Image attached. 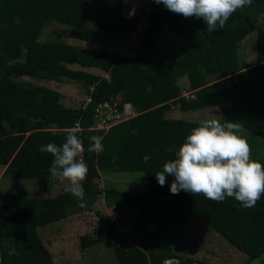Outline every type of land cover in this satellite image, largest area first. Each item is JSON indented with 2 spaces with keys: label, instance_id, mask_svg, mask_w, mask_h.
<instances>
[{
  "label": "trees",
  "instance_id": "obj_1",
  "mask_svg": "<svg viewBox=\"0 0 264 264\" xmlns=\"http://www.w3.org/2000/svg\"><path fill=\"white\" fill-rule=\"evenodd\" d=\"M101 2L0 0L3 176L14 180L37 179L39 191H44L53 178L49 172L53 157L38 148L50 142L62 144L65 130L77 125L85 149L82 158L88 166L87 177L82 182L85 207H79L77 199L65 189L53 198L0 193V264H55L38 229L67 218L69 208L75 214L87 209L97 218L92 233L80 238L81 248L114 244L117 264H175L176 261L206 264L174 253L166 242L171 229L182 227L191 217L201 219L243 252L248 257L243 264L261 257L264 255V194L253 207L245 208L241 204L236 207L234 198L215 202L203 195L172 194L170 185L174 177L168 176L161 187L155 175L163 170L164 163L176 158V152L193 128L183 120L166 118L172 104L178 101L185 111L216 107L225 119L239 122L252 136L264 140V22L259 21L264 0H252L251 5L237 10L225 27L215 32H209L202 20L184 18L151 0L152 8L146 13L148 21L142 29L136 55L130 58L109 51L91 57L68 44L38 42V33L48 21L69 26L72 39L90 42L91 30L85 27L86 12L95 10L96 26L100 29H109L113 19L111 13L100 10ZM121 20L133 23L134 30L140 19ZM164 26L186 41L187 46L174 61L155 62L151 56ZM256 31V64L242 68L240 44ZM19 48L23 49L21 61ZM72 64L82 69H99L109 77L71 70L67 65ZM208 73L222 80L208 83ZM14 76L35 81L77 82L83 86L88 101L79 107H65L58 92L15 80ZM180 78L187 80L192 99L180 100ZM105 102H117L119 111L129 104L136 115L106 131L94 129L95 110ZM91 136L103 137L102 152L87 151ZM145 155L151 157L148 163L143 162ZM101 172H144L145 191L101 189L96 185ZM100 195L105 207L113 212L137 211L132 227L136 236L134 246L127 248L114 222L99 210ZM164 196L170 198L168 210H164ZM9 249H15L16 254L8 255Z\"/></svg>",
  "mask_w": 264,
  "mask_h": 264
},
{
  "label": "rangeland",
  "instance_id": "obj_2",
  "mask_svg": "<svg viewBox=\"0 0 264 264\" xmlns=\"http://www.w3.org/2000/svg\"><path fill=\"white\" fill-rule=\"evenodd\" d=\"M135 7V19L139 18V23L133 30V23L121 20L123 17L129 18V12ZM152 8L151 0H102L100 10L112 14L113 19L109 29H100L96 26L97 15L95 10L86 12L85 27L91 30L90 42L72 39L69 36L70 27L54 21L46 22L40 29L37 40L40 43H63L74 46L80 52L91 57H98L103 51L114 52L122 57L130 58L136 55L138 45L141 41L142 29L147 24L146 13ZM144 13V16H140ZM131 17V18H132ZM259 21L264 22V10L259 15ZM129 30L132 31L131 34ZM258 32L251 33L240 44L239 58L242 68H249L256 64V38ZM187 46L186 41L178 37L169 27L164 26L158 38L156 46L152 52L151 59L158 61H174L180 52ZM19 60H23V49L19 48ZM71 70H85L103 78L109 76L96 68L82 69L78 65H67ZM208 83L220 81L217 75L206 76ZM15 80L29 81L34 84L47 87L61 95L60 102L65 107L75 108L84 105L88 99L81 84L64 79L62 82L32 80L26 77L14 76ZM181 88L180 100L192 99V91L185 78L178 80ZM117 102L119 100H116ZM180 101L172 104V108L166 113L168 119L183 120L187 125L196 127L199 122L213 117H223L221 111L216 107H207L203 110H183ZM120 112V122L129 118L128 114ZM224 118V117H223ZM220 118L221 123L224 122ZM225 119V118H224ZM226 121L234 122L231 118ZM119 122V123H120ZM248 142L251 149V158L264 165V140L252 136L244 128L240 133ZM101 177L96 180V185L101 188H115L124 192H138L135 187L145 185L144 172H101ZM67 187V181L51 179L50 184L43 191H39L37 179L14 180L5 177L0 183V193L17 194L29 198H53ZM101 195L98 197L97 206L101 203ZM164 210L169 208V197L162 198ZM241 203L234 199V206ZM73 208H69L67 218L48 224L38 229L39 236L47 250L52 255L55 264H117L114 244L101 243L90 248L83 249L80 245V238L90 235L96 225L97 218L87 209L75 214ZM137 212V211H136ZM135 211L123 214L120 218H115L113 211L109 212L111 220L119 223L124 229L128 239L127 248L135 243L136 236L131 229L136 222L137 213ZM108 215V212H103ZM166 242L171 245L172 251L176 254L193 258L197 263L206 264H243L248 257L237 248L228 243L221 235L217 234L209 225L197 217L189 218L182 227L171 229ZM264 255L249 262L248 264H261ZM196 264V263H195Z\"/></svg>",
  "mask_w": 264,
  "mask_h": 264
},
{
  "label": "clouds",
  "instance_id": "obj_3",
  "mask_svg": "<svg viewBox=\"0 0 264 264\" xmlns=\"http://www.w3.org/2000/svg\"><path fill=\"white\" fill-rule=\"evenodd\" d=\"M127 2V0H126ZM167 10L184 18L195 17L202 20L209 32L223 29L234 13L252 4V0H154ZM135 15V7L129 12ZM220 118H223L220 116ZM202 120L193 127L176 152V158L163 164V170L155 178L162 187L167 177H174L170 192H186L193 197L203 195L206 199L223 202L234 198L245 208L253 207L264 194V165L251 158L247 140L240 134L243 128L239 122H229L224 118ZM65 141L57 145H40L38 150L50 154L53 159L50 175L60 181H67L65 192L85 207L83 181L88 174V166L82 158L84 145L78 135V125L65 130ZM103 137H89L88 152L103 151ZM151 157L145 155L143 162ZM7 244V241L4 242ZM16 254L9 249L8 255ZM172 264V262H167ZM175 264H179L178 261Z\"/></svg>",
  "mask_w": 264,
  "mask_h": 264
},
{
  "label": "built area",
  "instance_id": "obj_4",
  "mask_svg": "<svg viewBox=\"0 0 264 264\" xmlns=\"http://www.w3.org/2000/svg\"><path fill=\"white\" fill-rule=\"evenodd\" d=\"M120 112L121 111H119L117 108V102H113V103L105 102L98 105L94 115V120H95L94 129L106 131L110 127L118 124L120 122L119 121ZM114 227L116 228L120 237H122L124 240L128 239L126 233L123 231L122 228H120L119 223L114 222Z\"/></svg>",
  "mask_w": 264,
  "mask_h": 264
},
{
  "label": "crops",
  "instance_id": "obj_5",
  "mask_svg": "<svg viewBox=\"0 0 264 264\" xmlns=\"http://www.w3.org/2000/svg\"><path fill=\"white\" fill-rule=\"evenodd\" d=\"M123 112L122 113H126V114H128L129 112H130V115H129V118H132V117H134L135 115H136V113L131 109V107H130V105L129 104H126V105H124V107H123V110H122ZM128 118V119H129ZM4 170H5V166H3V165H0V183H1V181L2 180H4L5 179V177L3 176V173H4ZM102 175H101V173H100V177H101ZM136 189H138L137 191L138 192H141V193H143L144 191H145V185L143 186V183H141V185H139V186H136L135 187ZM124 192V191H123ZM128 193H137L136 191H133V192H128ZM2 194V193H1ZM101 197H102V199L101 200H99V202L101 203V205L98 207L99 208V210H101L102 212H108V215H109V217H110V213L109 212H111V210H109V209H107L106 207H105V205H104V199H103V195H101ZM168 197V196H167ZM169 205H170V198H169ZM166 210H168V208L166 209ZM131 211H135L136 212V210H133V209H127V210H125V211H123V212H120V213H116V212H114V214H115V218H121L122 217V215L123 214H126V213H128V212H131ZM111 218V217H110ZM120 225V224H119ZM124 229H126L127 230V227L126 228H123V231H125ZM132 229V228H131ZM132 246H134V243L132 244Z\"/></svg>",
  "mask_w": 264,
  "mask_h": 264
}]
</instances>
